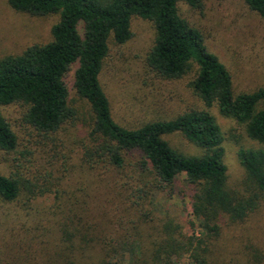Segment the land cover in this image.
<instances>
[{
	"label": "trees",
	"instance_id": "trees-1",
	"mask_svg": "<svg viewBox=\"0 0 264 264\" xmlns=\"http://www.w3.org/2000/svg\"><path fill=\"white\" fill-rule=\"evenodd\" d=\"M180 1L8 0L18 11L60 13L61 18L50 41L0 59V147L13 150L18 142L3 105L25 106L26 123L45 134L77 123L78 111L69 100L66 83L77 64L74 87L89 103L93 119L82 165L110 172L107 188L114 191L85 189L84 205L72 203L61 210L60 240L43 264H176L186 254L189 264H220L213 259L207 239L219 236L223 217L244 221L264 203V148L239 149L244 190L232 188L224 133L209 110L193 109L137 128L113 117L100 78L109 40L112 36L119 44L127 42L132 37V17L139 16L156 28L147 59L150 68L164 78L177 79L196 66L191 85L206 106L217 105L222 115L243 124L247 135L264 145V86L236 92L232 73L208 49L202 30L180 14ZM184 1L194 8L202 2ZM245 1L264 19V0ZM174 133H182L202 152L186 154L174 148L165 138ZM134 153L139 155L135 160ZM24 180L0 173V198H18ZM179 180L191 201L192 225L197 221L206 229L204 238L185 234L168 215L156 222L157 194L173 196Z\"/></svg>",
	"mask_w": 264,
	"mask_h": 264
},
{
	"label": "rangeland",
	"instance_id": "rangeland-1",
	"mask_svg": "<svg viewBox=\"0 0 264 264\" xmlns=\"http://www.w3.org/2000/svg\"><path fill=\"white\" fill-rule=\"evenodd\" d=\"M179 11L190 24L202 30L208 49L232 73L237 93L253 92L264 86V19L245 0H202L197 8L182 0ZM60 18V13L33 15L18 11L8 0H0V59L20 54L32 44L50 41L52 28ZM131 29L132 37L123 44L110 37V52L100 77L115 120L137 128L150 121L173 119L193 109L209 110L224 133L229 184L244 190L245 169L238 151L264 145L251 139L243 124L222 115L217 105L206 106L191 85L197 75L196 66L177 79L164 78L150 68L147 59L156 40L152 21L133 16ZM76 66L67 74L66 83L69 100L78 111L77 123L45 134L26 123L25 106L15 103L1 106L18 142L13 150L0 147V173L21 177L26 182L15 200L0 198V264H43L60 240L61 210L72 203L84 205L85 189L105 190L108 176L111 178L110 172L82 165L93 119L89 103L77 95L74 87ZM165 138L186 154L202 152L182 133L168 134ZM137 157L138 153H134L131 158ZM181 180L173 196L166 192L157 194L156 222L168 215L182 226L185 234L204 238L206 229L197 221L192 225L193 209L189 197L184 196L186 188ZM220 225L219 236L207 239L215 262L264 264V203L244 221L232 222L223 217ZM189 263L188 254L176 262Z\"/></svg>",
	"mask_w": 264,
	"mask_h": 264
}]
</instances>
